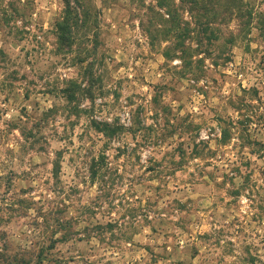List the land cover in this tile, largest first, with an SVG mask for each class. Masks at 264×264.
<instances>
[{
    "label": "rangeland",
    "instance_id": "obj_1",
    "mask_svg": "<svg viewBox=\"0 0 264 264\" xmlns=\"http://www.w3.org/2000/svg\"><path fill=\"white\" fill-rule=\"evenodd\" d=\"M89 4L67 52L63 0H0V264H264V0L191 57L155 0Z\"/></svg>",
    "mask_w": 264,
    "mask_h": 264
},
{
    "label": "trees",
    "instance_id": "obj_2",
    "mask_svg": "<svg viewBox=\"0 0 264 264\" xmlns=\"http://www.w3.org/2000/svg\"><path fill=\"white\" fill-rule=\"evenodd\" d=\"M116 1V0H115ZM156 7L160 12L158 15L165 19L167 22L166 27L161 30V34L165 36V40L172 39L175 50L182 53L184 56L191 57V48L186 45V41H195L197 48H200L199 52L202 51L203 46H207L203 53L209 52V47L214 42L219 40L216 34L218 25L217 18L219 9L223 8L227 12H233L234 10L237 16H247L249 19L252 18L254 11L246 9L244 13L241 5L243 0H179L181 4L188 3L187 11L190 16V21H182L178 14V7L176 0H155ZM64 9L62 16L54 23V32L56 33L59 49L69 52L72 46L76 43L78 36L81 31L88 26L89 15H90V4L89 0H63ZM149 11H153V7L148 8ZM162 12V13H161ZM167 16V18H165ZM249 22L246 23V26ZM155 37V36H154ZM166 57H169V52H165ZM183 59V56H179ZM83 62L84 60H80ZM80 90V86L76 82H71L70 85L63 90L64 96L68 98V101L73 102L76 99V93ZM91 96V90L88 91ZM91 127L96 133L101 134L104 138L112 140L117 138L124 132V127L119 125L118 122H102L93 120ZM100 162L105 160L104 154L100 155ZM98 159V160H99ZM99 164L93 162L90 169L92 176L97 177L99 171ZM58 164L54 168V177L56 178L58 173ZM55 240L53 244L58 242ZM49 246L50 250L54 249V245ZM70 262L64 259L54 258L49 256L43 250L37 257L36 264H69Z\"/></svg>",
    "mask_w": 264,
    "mask_h": 264
}]
</instances>
